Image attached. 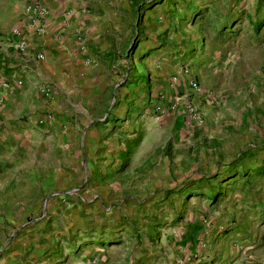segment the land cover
<instances>
[{
  "label": "crops",
  "instance_id": "0c3cea01",
  "mask_svg": "<svg viewBox=\"0 0 264 264\" xmlns=\"http://www.w3.org/2000/svg\"><path fill=\"white\" fill-rule=\"evenodd\" d=\"M35 2L48 11L40 32L28 27L25 10ZM241 2L0 0V80L8 84L0 92V264H264V186L257 193L228 191L220 209L213 205L219 192L188 189L207 177L190 176L168 193L184 207L167 211L163 203L169 198L158 199L147 228L138 219L146 214L138 199L146 181L130 188V180L119 181L127 163L109 161L130 155L144 141L142 132L129 131V106L137 114L145 102L173 107L179 134L190 131L181 112L184 100L208 122L207 92L192 93L191 70L171 60L176 48L170 43L199 37L193 27L199 16L215 27L228 26L226 10L241 8ZM197 11L202 14L194 16ZM261 18L251 28L264 25ZM136 34L149 86L122 84L123 70L112 69L127 60ZM185 68L188 75L179 73ZM130 121L133 128L139 122ZM244 173L224 169L209 180L228 183ZM83 188L98 200L83 202L77 195ZM225 210L237 219L217 227Z\"/></svg>",
  "mask_w": 264,
  "mask_h": 264
},
{
  "label": "rangeland",
  "instance_id": "374dc122",
  "mask_svg": "<svg viewBox=\"0 0 264 264\" xmlns=\"http://www.w3.org/2000/svg\"><path fill=\"white\" fill-rule=\"evenodd\" d=\"M241 1V8L235 5L234 9L226 10L228 26L215 27L204 16H199L193 26L199 37L195 40L192 37H175L176 42L170 43L172 48H176V59L171 60L181 66L187 65L191 70L189 80L195 81L210 97V103H205L204 107L209 119L206 124L203 122V127H187L190 130L188 134H179L173 127L175 114L170 112L174 111L173 107L163 109L160 105L149 106L145 102L138 109V114L136 107L128 108L129 131L133 134L136 130L142 132L144 141L130 155H120V158L111 156L109 161L111 166L114 163H127L125 168L121 167L124 169L123 178L119 179L121 183L130 180L129 187L134 188L135 183L140 184L144 179L149 186L143 196L137 197L146 213L138 219L143 223L145 221L147 228L154 221L148 212L157 209L156 204L162 202L158 199L169 198L168 203H163L167 211L184 207L180 198L174 200L168 193L180 184L184 186L189 183L190 176L194 179L200 175L207 177L188 189L194 193H208V196L211 192H219L216 198L220 201L213 205H219L220 209H223L228 191L246 188L248 193H257L264 186V25L257 32L251 28L253 21L263 20L264 0ZM199 14L202 12L197 11L194 16ZM138 38L137 34L130 37L127 60L114 63L112 69L121 67L123 76H119V79L122 84L142 83L149 86L152 79L146 74L147 67L141 56L138 57ZM186 104L184 100L181 105L184 116ZM114 108L115 104H112L110 113L115 112ZM134 117L138 118L139 126L133 128L130 120ZM242 152L244 158L240 160L239 153ZM96 160L99 162V159ZM258 167L262 172L255 174ZM224 169L244 171L245 176H238L233 182L229 180L228 183L232 182L230 185L209 180V175ZM110 174L114 175L111 171ZM77 195L87 204L98 200L95 193L84 188L77 191ZM236 204L241 203L235 202L233 205ZM163 214L167 218V212ZM221 216L217 227H221L225 221L232 223L237 219L236 215L226 210ZM131 220L129 222L133 225ZM200 225L208 228L209 223L201 218Z\"/></svg>",
  "mask_w": 264,
  "mask_h": 264
},
{
  "label": "built area",
  "instance_id": "2783aa9c",
  "mask_svg": "<svg viewBox=\"0 0 264 264\" xmlns=\"http://www.w3.org/2000/svg\"><path fill=\"white\" fill-rule=\"evenodd\" d=\"M26 14L28 16V27H31L35 30V32H40L42 30V19L48 14L47 9L40 5L39 3L35 2L32 3L31 5H28L26 7ZM14 35H18L17 31H13ZM17 49L19 51H24V45L21 42H18L16 45ZM43 57L42 55L38 54L36 56V59L41 60ZM189 71L187 68L182 70L183 75H188ZM174 80V78H173ZM8 87V84L2 80H0V92ZM188 87L192 91V93L196 95L202 96V90L198 86V84L193 81L189 80L188 81ZM205 103H210V97L207 94L206 96L203 97ZM0 105H1V95H0ZM185 125L186 127H200L203 124V118L196 109V107L188 102L185 107ZM247 264V263H244Z\"/></svg>",
  "mask_w": 264,
  "mask_h": 264
},
{
  "label": "trees",
  "instance_id": "16d2710c",
  "mask_svg": "<svg viewBox=\"0 0 264 264\" xmlns=\"http://www.w3.org/2000/svg\"><path fill=\"white\" fill-rule=\"evenodd\" d=\"M263 25V23L261 22H256L255 24L252 25V28L254 31H258V29H260V27Z\"/></svg>",
  "mask_w": 264,
  "mask_h": 264
}]
</instances>
